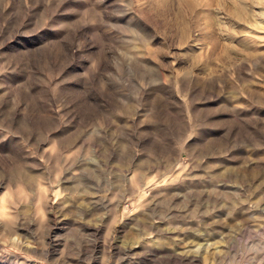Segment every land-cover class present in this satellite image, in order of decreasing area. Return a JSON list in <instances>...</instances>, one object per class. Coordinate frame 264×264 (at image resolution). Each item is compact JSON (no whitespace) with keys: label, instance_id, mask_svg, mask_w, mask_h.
I'll use <instances>...</instances> for the list:
<instances>
[{"label":"rangeland","instance_id":"374dc122","mask_svg":"<svg viewBox=\"0 0 264 264\" xmlns=\"http://www.w3.org/2000/svg\"><path fill=\"white\" fill-rule=\"evenodd\" d=\"M0 264H264V0H0Z\"/></svg>","mask_w":264,"mask_h":264}]
</instances>
